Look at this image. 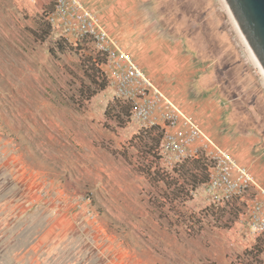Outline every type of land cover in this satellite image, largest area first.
<instances>
[{
  "label": "rangeland",
  "instance_id": "374dc122",
  "mask_svg": "<svg viewBox=\"0 0 264 264\" xmlns=\"http://www.w3.org/2000/svg\"><path fill=\"white\" fill-rule=\"evenodd\" d=\"M154 9L209 66L206 87L230 105L229 123L264 147V71L225 1ZM51 12L0 0V264H218L221 194L183 193L175 165L147 155L133 114L118 118L115 93L82 98L90 65ZM255 248L233 264H264Z\"/></svg>",
  "mask_w": 264,
  "mask_h": 264
},
{
  "label": "crops",
  "instance_id": "0c3cea01",
  "mask_svg": "<svg viewBox=\"0 0 264 264\" xmlns=\"http://www.w3.org/2000/svg\"><path fill=\"white\" fill-rule=\"evenodd\" d=\"M32 1L38 11L46 7L55 11L57 0ZM78 1L88 12L97 17L103 30L119 48L133 58L155 87L185 116L191 118L213 143L231 154L240 165L246 167L264 187V147L261 146L260 138L251 131H237L229 123L230 105L218 94L215 87H206L207 80L205 79L209 66L188 50L182 38L163 27L154 9L155 0ZM54 31L58 34L63 32L60 28H54ZM68 37L72 48L84 54L85 59L93 57L95 60L98 56L108 60L107 64L101 66L110 86L103 93L112 91L119 97L112 82L116 71L109 60L108 52L103 50L105 45H98L91 37L79 40L72 36ZM78 47L82 50L78 51ZM89 51L91 52L87 54L86 52ZM143 102L135 98L130 101V104L135 106ZM123 103L126 104V102ZM168 112L171 110L162 102L147 122L133 114V130L138 128L140 134L144 133L143 138H138V140L149 144L146 153L150 158L160 151L164 155V161L175 165V173L181 177L180 185L184 186L185 190H189L193 186L191 182L193 176L201 178L203 175L204 169L201 163L211 162L209 155L211 150H206L201 140L187 146L182 154L167 150L165 147L167 137L177 135L178 132L187 129L182 119L177 125L169 124L166 119ZM152 127L165 131V137L157 136V131L153 135H146L145 131ZM154 137L157 138L158 145L155 143L156 146H152ZM152 147H155L156 151L153 152ZM204 190L203 185L196 187L193 193L195 201H198L200 191ZM254 197L253 193L245 194L228 202L221 195L216 196V259L218 264H233L238 254L249 252L258 243L264 246V234L254 236L250 231L248 209ZM246 210L247 214H245ZM261 256L264 258V251Z\"/></svg>",
  "mask_w": 264,
  "mask_h": 264
},
{
  "label": "built area",
  "instance_id": "2783aa9c",
  "mask_svg": "<svg viewBox=\"0 0 264 264\" xmlns=\"http://www.w3.org/2000/svg\"><path fill=\"white\" fill-rule=\"evenodd\" d=\"M47 21L56 28L78 40L91 37L98 45H105L109 60L114 65L116 75L112 79L119 98L130 103L132 99L143 100L135 105L133 114L147 122L152 113L162 102L171 110L166 119L171 125H177L182 119L187 126L185 131L168 136L166 149L182 154L187 146L201 140L209 152L213 163L210 169V180L204 187L210 192L221 194L228 202L240 195L255 194L248 209L250 231L254 236L264 234V187L254 178L251 172L240 165L231 154L213 143L191 118L185 116L166 96L158 90L134 62L133 58L119 48L100 26L95 15L88 12L78 0H57L55 11L47 14Z\"/></svg>",
  "mask_w": 264,
  "mask_h": 264
},
{
  "label": "trees",
  "instance_id": "16d2710c",
  "mask_svg": "<svg viewBox=\"0 0 264 264\" xmlns=\"http://www.w3.org/2000/svg\"><path fill=\"white\" fill-rule=\"evenodd\" d=\"M47 28H48V30H46L45 32L47 34H49V32L52 28H51V26H48ZM34 34L37 36L36 33H34ZM58 45L61 46V44H58ZM61 49H63V47ZM81 50H82V48L78 47V51H81ZM87 61L88 62L86 64H88L90 66H89L88 70L86 68H84V69H85L87 75L89 76V81L91 84H86L82 80L83 87L80 90V94L83 96L82 98L84 100H91L93 97H95L99 93L106 91L110 87L109 83L105 77V74L101 70V66L104 64H107L108 60L105 58H100L97 56L95 58V60L93 57H91L90 59H87ZM120 106H121V111L119 112L118 118H123L122 115L125 113H127V114L131 113V115H132L135 111V106H133L130 103L125 104V106L124 105H120ZM155 132L157 133V136H159L161 138H164L166 135L165 131H161L157 127H152V128H149L147 131H145L146 135H153V134H155ZM152 140H153L152 144L154 146H156L155 143L158 145L157 138L154 137V138H152ZM148 146H149V144L147 143V147ZM152 150H153V152L156 151L155 147H152ZM155 155L156 154H154V156ZM201 165L204 169L203 175L201 176V178H197L196 176H193V178L191 179V182L193 183L192 191H195L196 187H198V186H202V185L205 186L206 184H208V182L210 180L209 170L212 168V166L207 162H203V163H201ZM184 188H185L184 186L181 187V190L183 191V193L186 192V190ZM255 250L257 251L258 255H261L264 251V246L262 244L258 243Z\"/></svg>",
  "mask_w": 264,
  "mask_h": 264
},
{
  "label": "water",
  "instance_id": "95a60500",
  "mask_svg": "<svg viewBox=\"0 0 264 264\" xmlns=\"http://www.w3.org/2000/svg\"><path fill=\"white\" fill-rule=\"evenodd\" d=\"M239 31L264 70V0H224Z\"/></svg>",
  "mask_w": 264,
  "mask_h": 264
},
{
  "label": "bare ground",
  "instance_id": "6f19581e",
  "mask_svg": "<svg viewBox=\"0 0 264 264\" xmlns=\"http://www.w3.org/2000/svg\"><path fill=\"white\" fill-rule=\"evenodd\" d=\"M244 38V37H243ZM244 41L246 42V40L244 39ZM246 44H247V42H246ZM247 46L249 47V45L247 44ZM249 49H250V47H249ZM250 52H251V54H252V56H253V58L256 60V62L258 63V65L261 67V65L259 64V62H258V60H257V58L255 57V55L253 54V52H252V50L250 49ZM262 68V67H261ZM264 71V70H263Z\"/></svg>",
  "mask_w": 264,
  "mask_h": 264
}]
</instances>
